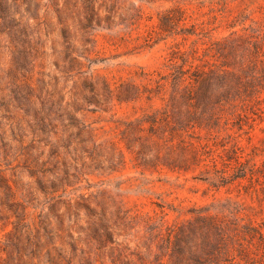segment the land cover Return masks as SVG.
<instances>
[{
  "label": "rangeland",
  "instance_id": "obj_1",
  "mask_svg": "<svg viewBox=\"0 0 264 264\" xmlns=\"http://www.w3.org/2000/svg\"><path fill=\"white\" fill-rule=\"evenodd\" d=\"M98 5L110 19L93 30V43L82 46L74 41L80 33L70 30L69 53L85 57L80 58L81 74L69 68L55 19L52 26L40 27V33L33 30L36 40L40 34V44L38 54L27 58L25 70L17 67L19 58H14L8 36L0 35V175L5 180L0 182V264H113L112 260L124 264L127 259L142 264L129 255L135 246L123 237L106 248L92 239V220L76 205L82 196L97 213L122 205L168 226L199 216L214 218L232 236L234 255L241 250L254 258L253 264H264V241L250 237L256 231L264 235V82L260 111L237 118L232 110L216 108L215 116L221 119L210 120L207 114L194 131H180L182 137L176 123L182 118L167 108L169 93L166 102L150 108L145 98L134 101L131 88L120 89L122 84L142 88V72L168 75L215 60L237 67L247 60L253 44L264 55V0H97ZM176 8L185 12L186 20L163 31L161 18ZM192 49L199 50L202 61L193 59ZM179 50L189 55L185 65L175 54ZM221 54L226 59H218ZM84 80L95 86L100 104L88 103L81 95L73 103V94H82ZM104 80L129 101L106 99ZM17 84L22 85L21 95L30 91L28 86L33 89L36 106L21 105L14 93ZM38 97L60 101L59 115L67 108L92 131L101 145L92 150L93 160L90 151L82 149L76 130L65 126L66 116L52 114L55 127L43 132L35 118ZM163 109L172 123L167 127L162 123L152 142L125 132L129 122L148 114L163 118ZM183 137L186 144L180 142ZM172 139V146L164 141ZM111 143L121 148L126 164ZM92 145L88 141L87 146ZM147 157L150 163L144 165ZM64 176L67 181L55 187L59 191L48 194L55 190L53 182ZM63 188L67 189L63 199L73 198L70 212L56 198ZM23 225L30 227L37 246L29 243Z\"/></svg>",
  "mask_w": 264,
  "mask_h": 264
},
{
  "label": "trees",
  "instance_id": "obj_2",
  "mask_svg": "<svg viewBox=\"0 0 264 264\" xmlns=\"http://www.w3.org/2000/svg\"><path fill=\"white\" fill-rule=\"evenodd\" d=\"M176 14H180L181 18L177 19ZM50 17V18H49ZM185 12L181 8H176L167 11L161 18V29L167 32V28L177 26L182 21H185ZM49 18V20L47 19ZM57 24L60 36L65 44L66 58H70L68 65L73 71L79 69L77 74L82 73L83 63L80 58L84 56H73L69 52L72 50L70 42V30H76L80 33V38L75 37V42L82 43V46H87L93 43V30L101 27L102 22L109 21L110 17L104 15L101 6H97V0H0V35H7L10 39V44L15 51L14 58L17 60V67L22 70L27 69V58H31L32 53L38 54L37 45L40 44L38 38L33 36V30L40 33V27L52 26ZM196 25H192L195 28ZM190 30H186L189 32ZM35 33V32H34ZM191 34V32H189ZM86 52L89 51L84 48ZM248 58L239 66H231L224 64L220 60L206 61L201 65L185 69L178 68L174 72L163 75L158 73L142 72L139 77L144 83L142 88L136 85L122 84V88H131L135 91L134 101L146 99L150 103V108L157 102H166L167 93H169V104L167 108H171L178 112L182 118L179 124L178 134L180 131H194L200 127L201 120L207 114L208 119H221V116L216 117L214 110L219 111L232 110L237 118L246 117L249 113H255L262 109L261 100V83L264 82V55L261 49L253 44L252 48L248 49ZM74 51H72V54ZM198 49H192L190 54H193L194 60L198 58ZM84 54V53H83ZM185 62L184 58H189L186 52L179 50L175 53ZM224 58L221 54L218 59ZM226 59V58H224ZM202 61V60H201ZM195 67V68H193ZM193 69V70H192ZM16 83L19 80H15ZM255 82L260 84L255 85ZM128 85V86H127ZM260 85V87H259ZM22 85H16L17 90L15 96L21 101V105L36 106L37 102L32 98L31 89L28 86L29 92L26 95H21L20 88ZM84 89L78 94H73V103L76 102L81 95L82 99L88 103L95 105L100 104L97 98L100 94L95 86L84 80ZM257 87V88H256ZM104 96L112 103L115 98L120 102H127L124 98H120V94H116L115 89L107 81H103ZM27 89V87H26ZM128 90V89H126ZM221 96H218L219 93ZM40 107L35 109V118L42 124L43 132H46L48 127L52 125L51 115H57L59 119L66 116L68 123L65 125L68 128L76 130V137L82 144L84 152L90 151V159H94L92 150L97 145L95 137L91 136L92 131L85 125L81 124L76 116L67 108H64V113L58 114L63 108L60 101L53 102L50 99L38 97ZM64 101V100H62ZM70 106V102L66 103ZM163 118H157V114L151 113L146 115L142 120L129 122L126 126V133H133L138 140L146 138L148 143L152 142L153 137L158 133L160 127L170 126L172 117L166 109H163ZM162 123H165L163 126ZM147 132L145 137L142 133ZM172 132L170 131V135ZM182 137V133L179 134ZM174 139V138H173ZM172 140H164L173 145ZM88 141L93 145L91 148L87 146ZM180 142L186 144L183 137ZM142 145V144H141ZM168 145V144H167ZM194 147L193 143L189 144ZM112 150L116 154H120L121 163L126 164V158L122 153L121 148L116 143H111ZM130 149V147L128 146ZM186 148V146H185ZM139 154V152H138ZM158 157V156H157ZM148 157L144 160V165H149ZM3 177L0 175V182H3ZM63 181H67V176L53 182V191L48 192L50 195H55L59 190L56 186H60ZM7 190H11L9 184H5ZM67 196V189L63 188L62 193L57 195L58 203L64 204L66 209L72 211V201L63 199ZM82 202H76L77 207L86 211L87 215L92 220L89 222V230L91 237L100 247L106 248L109 243L119 244L118 238L123 237L125 241L133 243L135 249L129 253L131 257L142 264H253L254 258L244 254L240 250L238 255L232 253V236L226 228L214 218L199 216L194 221L179 226H168L163 222H159L156 218L144 215L139 212L125 209L122 205L116 206L115 211L111 212L108 208H103L101 213H97L87 199L81 197ZM28 234V241L32 246H37L32 237L30 227L23 225ZM47 234L46 228H44ZM255 232L254 228H250V232ZM131 232H135L132 234ZM251 241L258 238L264 241L262 232H257L254 236L250 234ZM134 236L137 240H132ZM140 236V237H139ZM130 250V248H129ZM120 260V259H118ZM51 262V260H49ZM131 259H127L124 264H130ZM116 264L115 260H112Z\"/></svg>",
  "mask_w": 264,
  "mask_h": 264
}]
</instances>
